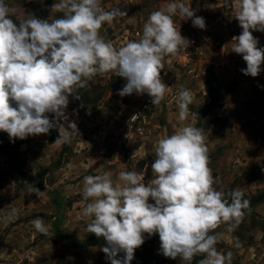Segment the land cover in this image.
<instances>
[{
    "label": "clouds",
    "instance_id": "9594fccd",
    "mask_svg": "<svg viewBox=\"0 0 264 264\" xmlns=\"http://www.w3.org/2000/svg\"><path fill=\"white\" fill-rule=\"evenodd\" d=\"M225 3L231 5L232 0ZM15 11L0 0V131L13 142L55 128L59 136L54 144L71 143L79 130L66 114L69 97L80 99L79 91L96 75L114 72L126 81L118 95L147 94L159 105L168 89L161 79L165 58L171 64L189 44L173 17L178 14L193 27L206 28L204 18L183 0H170L149 14L138 40L116 48L100 29L127 12L118 7L105 11L101 0H58L52 12L62 13V18L51 22L32 14L14 20ZM234 18L242 31L232 38L231 51L246 63L241 72L255 78L264 70V48L252 33L264 32V0H236ZM191 102V91L182 87L177 101L180 121L186 120ZM205 140V130L190 124L159 139L147 186L136 171H120L118 182L107 171L83 178L82 195L90 201L82 211L89 221L86 231L104 238L107 246L101 251L110 264H131L145 234H158L160 254L179 257L182 264H192L198 255L203 256L198 264H231L232 252L216 248L224 233L215 230L226 225L227 233L234 232L250 210V201L240 190H216ZM28 192L44 194L31 186ZM17 215L12 209L2 222L7 225ZM31 223L49 234L42 218ZM119 253L122 258H117Z\"/></svg>",
    "mask_w": 264,
    "mask_h": 264
},
{
    "label": "rangeland",
    "instance_id": "374dc122",
    "mask_svg": "<svg viewBox=\"0 0 264 264\" xmlns=\"http://www.w3.org/2000/svg\"><path fill=\"white\" fill-rule=\"evenodd\" d=\"M56 2L58 0H6V3L16 10L12 17L14 20L32 14L40 19H50L49 22L51 19L62 18V13L52 12V5ZM169 2L170 0H101V7L105 11L118 7L121 11H126L127 16L117 17L112 25L105 23L100 29V34L106 40H111L116 48L124 46L129 41L138 40L140 38L138 33L142 35L143 24L149 14L165 8ZM183 2L195 10L197 16L204 18L206 28L204 30L195 28L191 20H185L186 17H180L178 14L173 17L177 30L180 29L181 35L189 44L181 49L177 57L172 58L171 64H168L169 58H165L161 79L168 89L162 102L154 105L148 135L134 136L127 120L132 107L137 106L147 94L133 93L121 97L117 93L126 81L116 76L114 72L94 76L88 88L79 91L80 99L69 97L66 114L70 121L77 124L79 130L71 143L54 144L59 136L55 128L53 129L57 136L54 140L49 138L48 133L29 136L24 140L16 139L13 142L7 133L0 131V137L4 139L0 138V264H110L101 251L106 242L81 248L72 246V243H81L92 235L86 231L89 221L82 216L83 208L90 202L84 200L82 195L83 178L107 171L112 174L113 181L118 182L116 177L120 171H136L144 175V183L147 186L148 181L153 178L151 164L155 159L153 149L158 140L173 134L185 124L205 130L209 166L216 180L214 184L216 190L227 193L235 190V183H240L243 173L233 170L234 172L228 173L229 182L226 186L223 185V189L218 188L224 184V181L218 178L219 165H216V160L223 155L219 145L222 142L216 138L219 132L215 136L211 134L224 121L218 116L226 96L220 88L235 81L237 88L240 87L242 92L243 88L261 90L264 87V70L255 78L245 76L241 69L246 68V63L241 55L231 51L233 36L240 35L242 31L234 18L236 0H232V3L230 0L231 5L226 4L225 0ZM219 26L228 29V36L224 33L220 37L226 45L212 43L210 47L206 46L207 37L204 39V36L214 31L219 32ZM252 34L259 41L258 47L264 48V32ZM222 49L224 59L220 54ZM261 68L264 69V64ZM208 82H211L215 89L214 100L218 97L220 99L217 105L208 97L205 88V83ZM182 87L192 93V102L185 121H180L178 116V93ZM254 110L241 109L239 113L241 115L248 113L250 121L251 117L257 114ZM258 116L264 121L263 117ZM49 118L53 119L51 114ZM2 140L4 144H1ZM2 145L7 146L16 156L24 176L14 172L2 152ZM234 145L228 141L223 142V146L231 147L228 148L230 151ZM231 156L233 155L226 154L224 158V167L229 169L235 160L230 159ZM256 175L251 174L250 178ZM29 186L38 188L44 194L40 197L35 193L29 194ZM263 191L252 188L248 194L242 192L244 199L249 200L251 205L253 199L259 197ZM54 193H57L58 205L53 201ZM263 195L261 194L262 197ZM149 202L154 203L151 199ZM12 209H16L18 215L5 225L2 218ZM36 218L44 220L48 235L34 228L31 221ZM55 225L65 237L57 234ZM261 225L264 227V222L255 220L254 212L250 210L246 211L235 231L238 230L242 235L241 242L247 241L250 245L254 241L249 233L255 226L259 228ZM226 227L221 225L215 230L224 233L216 248L225 254L232 251ZM123 255L119 253L117 258H122ZM202 258V255H198L193 261ZM240 260V257L235 258L233 254L231 264L250 262L245 258L242 263ZM131 264H182V261L179 257L173 260L160 254L158 234L151 237L145 234V242L135 250Z\"/></svg>",
    "mask_w": 264,
    "mask_h": 264
},
{
    "label": "crops",
    "instance_id": "0c3cea01",
    "mask_svg": "<svg viewBox=\"0 0 264 264\" xmlns=\"http://www.w3.org/2000/svg\"><path fill=\"white\" fill-rule=\"evenodd\" d=\"M218 29L219 32L214 31L210 33V35L206 34L204 36V39L207 37V39H205L206 46L210 47L212 43H214V45H226L220 37L221 34L224 33L227 35L228 29L220 26ZM220 54L224 59L223 49ZM248 89L249 88H243L242 92L241 88L238 87L233 93L224 96L223 106L219 111L221 113L218 115L219 118L224 119V121H222L218 126L219 128L216 130L214 129L211 134L215 136L219 132L216 138L222 142L219 145L221 146V152H223L222 156H224H220V158L216 160V165H219L217 171L218 178L224 181V184L220 185L218 188L223 189V185L226 186L227 182H229V172L238 170V172L243 173L244 176L240 179L241 181L239 184L235 183V190L245 191L247 194L252 188L264 190V124H262L261 127H257L249 121L248 113L247 115H241L239 113L241 109L248 111L254 108V113L264 118V87H262L261 90L259 88L257 90L253 88L251 90ZM218 136H220V138ZM224 141L235 144V147L232 146V150L230 151L228 148L231 147L223 146ZM226 154L233 155L230 159L235 158V160L232 161L233 166L231 169L224 167V158ZM230 165L231 164H229V167ZM254 173L257 175L250 178L251 174ZM261 194H264V191L260 193L259 197H261V199L259 201L257 200L258 197L253 199L250 210L254 212L255 220L264 222V195L262 197ZM250 210L248 212H250ZM235 230L229 233V237H227L231 243V252L235 254V258L240 257L241 263L243 262V258H245L250 261L249 264H264V227L262 225L259 228L255 226L251 233H249V236H252V240L254 241V243L250 245L247 241L241 242L242 235H240L238 230ZM237 240L240 244L239 247H236ZM261 254L263 255L260 256Z\"/></svg>",
    "mask_w": 264,
    "mask_h": 264
},
{
    "label": "trees",
    "instance_id": "16d2710c",
    "mask_svg": "<svg viewBox=\"0 0 264 264\" xmlns=\"http://www.w3.org/2000/svg\"><path fill=\"white\" fill-rule=\"evenodd\" d=\"M205 88L207 90V94H208V97L210 98L211 102H215V105L220 103L219 97L214 100L213 93H215V89H213L211 82L205 83ZM236 88H237V83L235 81H233V82H229V83L225 84L220 89H223V91H224L223 94H229V93H233L236 90ZM216 92H217L218 95L222 96V94H219L218 91H216ZM56 136L57 135L55 133V130L51 129L50 132H49V138L51 140H54L56 138ZM0 138L3 139L2 137H0ZM3 140H2L3 143H1V144H4ZM2 146H3L2 152L4 153V155L9 160V162L11 164V167L13 168L14 172L17 175L24 176L22 169L20 168L19 164L16 161V156L14 154H12V152L10 151V149L7 148V146H5V145H2ZM56 194L57 193H54L55 197H53V201H54V203L56 205H58L57 204V200H56ZM260 199H261V197H258L257 200L259 201ZM55 226H56L55 229H56L57 234L60 237H65V235L60 231L58 226L57 225H55ZM105 242L106 241L104 240L103 237L97 238L95 236V234H92L89 239H87V240H85V241H83L81 243H72V246L76 247V248H81V247L95 246V245L100 244V243L101 244H105ZM198 262H199L198 260H195V261L192 262V264H198Z\"/></svg>",
    "mask_w": 264,
    "mask_h": 264
},
{
    "label": "built area",
    "instance_id": "2783aa9c",
    "mask_svg": "<svg viewBox=\"0 0 264 264\" xmlns=\"http://www.w3.org/2000/svg\"><path fill=\"white\" fill-rule=\"evenodd\" d=\"M154 108L151 102V98L145 95L144 99L138 103L137 106L132 107L128 113V125L133 135L136 137L146 136L150 133V116ZM251 123L257 127L264 124V121L260 120L258 114H255L250 119Z\"/></svg>",
    "mask_w": 264,
    "mask_h": 264
}]
</instances>
